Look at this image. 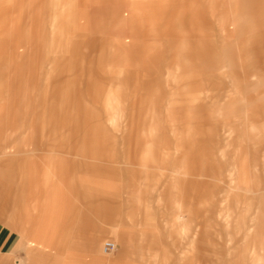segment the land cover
<instances>
[{"label":"rangeland","instance_id":"1","mask_svg":"<svg viewBox=\"0 0 264 264\" xmlns=\"http://www.w3.org/2000/svg\"><path fill=\"white\" fill-rule=\"evenodd\" d=\"M5 1L0 0V8ZM184 1L171 0V13L164 17L159 12L165 0L152 1L158 6L151 12L156 13L154 22H161L160 29L155 24L149 29L139 23L133 26L130 21L140 10L125 5L118 35L124 47H139L141 56H149L142 66H122L130 72L125 74L130 87L136 88L133 96L124 94V104L119 101L127 91L116 89L121 65L113 64L112 43L103 45L93 36V59L97 68L106 71V79L102 90L89 94L86 134L91 141L77 134L70 146L71 151L81 148L89 156H72L64 162L56 181L79 183L86 178L108 185V197L114 198L111 206L101 218L89 213L88 219L78 220L70 214L67 220L53 219L56 227L55 222H46L36 231L44 188L26 187L20 197L16 190L5 192L8 198L0 201V224L19 230L25 240L34 238L30 241L37 249L45 247L44 234L61 227L52 233L58 236L52 249L61 260L75 254L81 260L78 264H103V259L110 263L119 250L131 264H149L145 261L152 252L153 264L250 261L249 245L264 235V0ZM11 3L15 6L18 0H8ZM62 39L57 32L49 34L48 55L62 54L58 48ZM11 73L0 71V103L10 102L9 109L0 112L4 117L0 139L10 126L6 135L11 149L18 142L17 147L27 149L17 153L33 154L38 147L34 144L37 119L42 126L48 116L42 113V97L19 99L18 77L10 79ZM12 99L19 100L13 104ZM42 135L47 136L43 129ZM61 145L49 149L61 151ZM88 164L99 165L100 170L87 172ZM13 174L1 173L0 178L13 180ZM66 190L60 189L72 196ZM119 196L140 205L123 209ZM72 206L68 212L73 213ZM128 220L149 223L142 230L123 225ZM94 236L99 237L98 253L92 255L86 246ZM109 240L118 249L103 254Z\"/></svg>","mask_w":264,"mask_h":264},{"label":"crops","instance_id":"2","mask_svg":"<svg viewBox=\"0 0 264 264\" xmlns=\"http://www.w3.org/2000/svg\"><path fill=\"white\" fill-rule=\"evenodd\" d=\"M152 1L18 0V4H15V6L12 3L8 4V0L5 1L3 5L5 9L3 17L6 19L5 30L11 33L13 28L18 26L19 32L24 33L26 38L20 43V99H23L25 96L42 97L44 114H47L48 122L39 126L37 119L35 126L37 136L35 137L34 144L38 147L33 154L26 150L23 153H17L18 149H27L22 148L21 142H19L21 148L19 145L17 147L18 142H16L14 143L15 149H11V143L7 141L9 138L6 135L7 128L10 126L6 125L4 128L5 135L0 139V144L4 142V147L0 148V163L3 168L0 170V174L7 173L9 176H12L10 174L14 173L13 176L16 177L13 180H9L10 178L7 175L8 179L5 177L0 178V201L7 202L8 195H5V192L11 190H16L17 195L20 197L21 191L26 187L33 188L34 190L44 188L42 197L45 203L40 210H37L36 219L34 218L37 221L36 231L42 228V224L44 223L55 222L52 221L53 219L57 221L67 220L70 214L73 215V219L78 220L88 219L89 213H93L95 217L101 218L100 216H102L104 211L113 203L114 198L108 197L107 194L110 191L108 185L102 186L100 183H93L86 178L79 183L72 181L65 184L57 182L56 177L64 169L63 163L72 160V156H79L81 158L89 156L86 153L82 154L80 152L81 148H78L75 152L71 151L70 146H72V141L77 134L80 137L88 139L89 135L88 133L86 134V123L90 121L91 96L89 94L93 93V89L102 90V83L106 79V71L102 70V68H97L96 59H93V36L98 38L99 42L103 43V45L106 41L112 43V53L115 57V63L113 64L121 65V69L117 73L119 77L116 85L118 88L116 89L117 91L121 89L127 91L126 93L123 92L120 101L118 99L119 103L124 104L127 99L123 98L124 94L129 97L133 96L136 88L130 87L128 81L130 78H125V74L130 72L124 71L122 66H124V63L125 65L136 64V66H142L143 61L146 62L149 55H146V58L144 55L141 56L142 53L140 54L139 47L135 50L130 46L124 47V39L118 35V33H121V17L125 5L130 6V9L138 8L140 13L135 15L137 18L130 22L133 23V26L139 23L142 24V27L149 29L150 25L154 26L155 24L154 18L156 13H152L151 11H153V7H158L152 5ZM137 2H140L139 5L136 4ZM183 3L185 4L184 0ZM160 7L161 12H159V17H164L169 12L171 13V0H165L164 4H160ZM181 10H184V8L181 7ZM17 12L19 16L15 15ZM15 17L17 18L15 19ZM132 17H134V14ZM55 32L63 36L62 42L58 46L63 52L61 55L53 53L50 56L46 48V41L49 34ZM129 48L130 50L132 49L131 53L128 51ZM124 52H126L125 55ZM147 62H150V59ZM146 65H149V63H146ZM5 74L8 75V71ZM93 81L96 84H93ZM36 107V113H38V102ZM42 129L44 133H47V136H39ZM51 133L52 136L50 135ZM88 141H91L90 138ZM58 144H62L61 146H64L65 149L63 148L61 151L60 147L56 151L49 149L50 146ZM39 145H43L42 148ZM66 157L71 158L67 159ZM54 159H59L60 162L55 164ZM98 166L93 165L92 168L88 164L86 171L96 172L100 170ZM62 186L70 191L72 196H68L65 192L60 191V189H63ZM71 202L74 204V206L71 205L73 213L67 210V208L71 209ZM118 202L123 209L133 203L140 205V202L125 200L124 196H119ZM126 214L128 216L129 212H126ZM144 215L145 217L146 215L149 216L148 219H150V213L146 212ZM129 223L132 226H140L143 230L145 227H148L147 223L149 222L148 220H138L136 222L128 220L123 225H128ZM54 230L52 233H55L57 230L60 232L62 228L58 227ZM75 230L80 231L76 227ZM52 233L44 234L43 240L48 243H45V247L37 249L35 248V244L30 241L34 240V238L25 240V237L19 230L13 229L6 222L0 224V264H78L81 260L80 258L76 259L75 254L64 255L66 259L63 260L55 255L51 242L56 240L58 236ZM98 239V236L92 237L86 246L87 250L90 253L92 252V255L93 252L98 253ZM115 244V250H117V243L115 242ZM102 252L104 254L103 249ZM154 253H149V259L145 263L149 262V264H153L150 258L154 256ZM102 258L105 257L103 256ZM106 259L110 260V257ZM101 263H106V260H101ZM131 263L127 254L119 250L116 256H114V260L107 264Z\"/></svg>","mask_w":264,"mask_h":264},{"label":"bare ground","instance_id":"3","mask_svg":"<svg viewBox=\"0 0 264 264\" xmlns=\"http://www.w3.org/2000/svg\"><path fill=\"white\" fill-rule=\"evenodd\" d=\"M77 2V1H76ZM74 3V2H72ZM69 4V3H68ZM95 7V6H94ZM93 7V8H94ZM125 7V6H124ZM63 8V7H62ZM71 8V7H70ZM4 8H0V12H4ZM69 10V9H68ZM16 16H19V13L17 12L15 14ZM61 16V15H60ZM74 16V15H73ZM70 17V16H69ZM75 17V16H74ZM17 17H15L16 19ZM73 18V17H72ZM50 19V18H49ZM76 19V18H75ZM60 20V19H59ZM69 20V18H68ZM73 20V19H72ZM159 20V19H158ZM58 21V20H57ZM63 21V20H62ZM64 22V21H63ZM5 23L6 19L3 17H0V71L1 72H9V69L12 71L10 79H14L13 76L18 77L16 82H19V58L21 54L20 50V43L21 41L25 40V34L19 32V27L13 28L11 33H8L7 30H5ZM58 23V22H57ZM164 24V23H163ZM56 25V24H55ZM159 25H161V22H156L155 27L159 28ZM162 26V25H161ZM48 27V26H47ZM55 28V27H54ZM160 29V28H159ZM82 31V30H81ZM74 32V31H73ZM75 33V32H74ZM71 34V33H70ZM119 34V33H118ZM71 40V39H70ZM73 43V42H72ZM10 46V47H9ZM52 46V45H51ZM55 49V48H53ZM50 50V49H49ZM51 52V51H50ZM57 53V52H56ZM51 56V55H50ZM46 58V57H45ZM99 64V63H98ZM98 70V69H97ZM133 70V69H132ZM46 73V72H45ZM92 73V72H91ZM101 79V78H100ZM45 80V79H44ZM264 80V79H263ZM98 81V80H97ZM49 82V81H48ZM18 87H19V83ZM76 84V83H75ZM77 85V84H76ZM51 86V85H50ZM48 87V86H47ZM91 87V86H90ZM264 87V86H263ZM43 88V87H42ZM93 88V87H92ZM8 90V89H7ZM93 91V90H92ZM61 92V91H60ZM88 93V92H87ZM17 96L20 99L19 91H17ZM48 96V95H47ZM85 96V95H84ZM68 97V96H67ZM18 99V100H19ZM17 100V101H18ZM16 101V102H17ZM47 101V100H46ZM88 101V100H86ZM14 99H12V103L16 104ZM42 105V104H41ZM10 102L7 100V103L2 102L0 103V112H4L5 109H9ZM16 106V105H15ZM14 106V107H15ZM75 110V109H74ZM41 113V112H40ZM44 113V112H43ZM3 114V113H2ZM0 114V123L2 120H4L3 115ZM43 115V114H42ZM47 115V114H46ZM41 116V115H40ZM3 118V119H2ZM45 120V119H44ZM7 122V121H6ZM40 131V130H39ZM260 174V173H259ZM263 176V175H262ZM238 177V175H237ZM239 181V180H237ZM242 182V181H241ZM241 184V183H240ZM264 187V186H263ZM257 188V187H256ZM242 200V199H241ZM228 212V210L226 211ZM261 219V218H260ZM250 221V220H249ZM263 224V223H262ZM179 230V229H178ZM252 235V233H251ZM249 236V235H248ZM246 237V235H245ZM253 237V236H252ZM251 237V238H252ZM248 239V237H247ZM250 241V240H249ZM246 244V243H245ZM116 245V244H115ZM249 257L250 261L248 262L246 258L243 259L244 264H264V235L260 234L259 238H257L254 242H252L249 245ZM104 251V249H103ZM106 254H109L111 252H105ZM191 257V256H190ZM192 260V258H191Z\"/></svg>","mask_w":264,"mask_h":264},{"label":"built area","instance_id":"4","mask_svg":"<svg viewBox=\"0 0 264 264\" xmlns=\"http://www.w3.org/2000/svg\"><path fill=\"white\" fill-rule=\"evenodd\" d=\"M103 247H104V251L105 252H112V251H114L116 249V245L112 241L105 242Z\"/></svg>","mask_w":264,"mask_h":264}]
</instances>
